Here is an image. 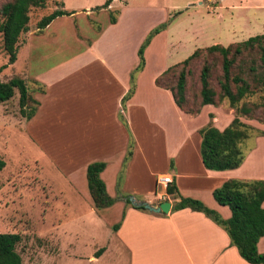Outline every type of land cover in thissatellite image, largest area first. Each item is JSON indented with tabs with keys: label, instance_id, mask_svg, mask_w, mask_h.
<instances>
[{
	"label": "rangeland",
	"instance_id": "rangeland-1",
	"mask_svg": "<svg viewBox=\"0 0 264 264\" xmlns=\"http://www.w3.org/2000/svg\"><path fill=\"white\" fill-rule=\"evenodd\" d=\"M10 1L0 0V6ZM62 2L67 10L76 12L64 19L65 23L55 27L67 31L65 37L73 46L71 51L58 52L65 57L67 53L82 50L84 45H80V42L88 43L108 19L111 20V10L100 8L106 0H49L45 8L31 11L29 26L37 30V23ZM114 6L112 11L116 17L120 15L118 11L127 9L124 26L132 28L125 36L124 57L127 62H133L140 41L143 44L154 29L167 24V33L153 38L158 37L145 57L148 68L142 81L144 95L146 90H150V80L154 75L162 74L169 67L185 61L197 49L217 44L229 46L264 34V0H116ZM2 21L0 17V24ZM75 38L78 39L76 45ZM21 41L20 37L19 53ZM3 42V34L0 32V79L6 82L21 73L23 54L15 67L9 65V56ZM55 60L51 59L49 63ZM206 62L214 65L212 85L219 92L221 60L219 57L203 55L201 61H195L190 66L193 75L187 92L189 110L200 107V71ZM90 77L91 74L82 73L69 83L59 85L56 104L48 105L44 110L38 122L42 126L31 130L37 136L40 146L37 140L27 134L26 119L20 112L19 93L11 101L0 104V158L6 162V167L0 173V233L21 236L17 252L24 264H129V254L117 240L113 227L110 229L112 233L106 229L105 210L100 220L96 219L81 196L82 204L73 200V187H67L66 181L59 183L61 178L56 176L55 169L47 166L50 150L48 144L59 139L67 144L66 152L76 159L82 158V163L107 150L105 140L101 138L103 129L99 126L104 120L95 102L96 96L104 90L103 81L95 83L90 81ZM171 80V84L176 82L175 77ZM36 86L34 95L42 92V88ZM28 87L31 89L30 85ZM262 95L259 92L247 100L260 102ZM149 102L161 108L150 111L148 117L137 110L131 111L130 115L138 137V162L142 160V164L137 163L131 173V187L140 179L148 186L150 175L162 174L167 159L173 153L195 155L189 138L191 140L196 135L194 138L201 139L199 131L202 128L213 123L218 129L224 130L236 117V111L228 101L205 107L198 115L178 112L170 106L169 99L159 95L150 98ZM212 112L218 118L216 123L210 117ZM150 117L162 123L163 128L157 127ZM242 120L253 126L254 130L242 145L245 165L235 175L243 180H264V136L259 133L264 131V123L247 117ZM114 156L110 158L112 164L108 179L119 171V153ZM79 172L81 177L82 170ZM72 176L73 173L69 177L74 181V187L83 191L78 175L74 178ZM60 186L69 193V206L63 205L60 194L63 190ZM118 187L119 197L124 201L128 196H133L136 202L145 201L141 196L122 195L121 181ZM156 187L157 193L164 189ZM88 196L90 198L89 192ZM118 211L121 212V209L117 206L109 210L106 216L110 222L115 221L114 225L120 223L123 217L121 215L119 220L116 219ZM143 212L151 213L147 210ZM100 249L104 251L96 258Z\"/></svg>",
	"mask_w": 264,
	"mask_h": 264
},
{
	"label": "crops",
	"instance_id": "crops-1",
	"mask_svg": "<svg viewBox=\"0 0 264 264\" xmlns=\"http://www.w3.org/2000/svg\"><path fill=\"white\" fill-rule=\"evenodd\" d=\"M115 3L116 0H113L110 5L111 9L105 10H114ZM126 11L125 8L121 12L118 11L120 15L116 17L115 24H112L111 20L108 19L104 27L98 30L88 43L80 42V45H84L82 50L73 54L67 53L65 57L59 55L58 52L71 51L73 46L65 37L67 31L55 27L60 23H65L64 19L71 16L57 18L41 32L30 27L29 31L22 33L21 50L13 66L15 67L18 63L22 53V68L18 76H21L27 85H30L31 89L29 90L33 98L40 102L36 115L31 120H26L27 134L29 133L30 138L33 140H37L40 146L37 136L31 130L42 126L38 122L44 110L48 105L54 106L56 104L59 85L69 83L75 76L82 73L91 74L89 79L92 82L97 83L98 80H102L104 90L96 96L95 102L99 113L103 116L104 121L99 126L103 129L101 138L105 140L107 150L82 163V158L76 159L75 156H70V153L66 152L67 144L65 141L59 139L53 144H48L50 150L48 149L47 162L49 163L47 166L55 169L56 176L59 175L61 178L59 183L66 181L67 187H73L74 190L71 189L73 196L75 195L73 200L82 204L81 196L83 201L87 203L89 212H92L96 219L100 220L102 211L105 210V226L108 230L114 226L113 222H115H110L106 217L108 211L117 206L120 207L121 212L118 211L116 219L119 220L123 213H125V217L115 235L129 254V264H249L240 256L238 249L231 244L227 232L204 213L189 208L173 212V207L180 201V197L193 198L202 201L207 207L219 213L223 219H229L231 217L230 209L219 205L215 201L213 191L229 179H238L239 177L235 174L243 169L245 163L236 170L221 172L207 170L200 155L202 138H194L196 135H193L191 140L189 138V143L195 155L192 153L187 155L173 153L167 159L162 174L159 175L168 174L173 177L179 190L177 197L168 195L167 188L157 193L156 186H158L157 178L159 176H155V174L150 175L148 186H145L146 183L142 179L136 184L132 183L133 187L130 186L131 173L135 165L137 163L142 164V160L138 162L137 158L138 137L130 118L131 111L137 110L136 112L145 117L150 115V111L161 107L150 103L149 99L159 95L169 99L172 108L183 114L185 113L176 105L170 91L157 87L155 82L161 74L152 77L150 90H146V94H143L142 81L147 72V62L145 69L137 76L135 93L123 106L124 99L131 89V75L140 62L138 49L142 44L141 41L137 44L135 49L137 55H135L133 62H127L124 57L125 36L132 28L129 25L124 26ZM167 31L168 29L159 35L166 34ZM82 37L85 39L84 36ZM157 38L147 48L145 57L151 51ZM87 39L89 40L88 36ZM75 40L74 44L76 45L78 39L75 38ZM51 59L56 60L49 63ZM36 85L39 89L42 87L44 93L34 95ZM211 106L207 105L205 107ZM214 113L212 112V115H216ZM121 115L124 117L127 126L122 122ZM150 118L157 127L163 128L162 123L153 120L152 117ZM214 121L215 123L218 121L216 116H214ZM131 139L135 142L134 154L124 167ZM111 152L119 153L117 163V170L119 171H116L108 179L112 164L110 158L116 155L111 154ZM95 162H105L107 164L101 177L112 197H119L118 184L121 181L120 191L122 195L144 197L145 201L147 200L146 202L153 206L169 201L172 204L171 212L168 214L145 213L135 209L132 205H127L122 198L114 206L101 210V214H99V211L94 207L91 195L90 198L88 196L87 169L90 164ZM39 164L41 165V163ZM79 170H82L81 177ZM72 173V178L78 175L83 191H78L74 187V181L69 177ZM61 190H63L62 187ZM60 194L63 205L69 206L70 200L67 189L61 191ZM148 194L150 196L147 197ZM160 195L163 197H160ZM110 232L113 231L110 230ZM108 249L109 246L105 250L106 253ZM258 249L259 252L264 253V238L259 242Z\"/></svg>",
	"mask_w": 264,
	"mask_h": 264
},
{
	"label": "trees",
	"instance_id": "trees-1",
	"mask_svg": "<svg viewBox=\"0 0 264 264\" xmlns=\"http://www.w3.org/2000/svg\"><path fill=\"white\" fill-rule=\"evenodd\" d=\"M49 0H12L0 6V32L3 34L4 50L9 56V65L16 63L19 53V39L22 33L29 31L30 14L33 9H43ZM113 0H106L100 8L109 9ZM59 5L61 7H59ZM99 9V8H98ZM76 12L65 8V3L37 23L40 32L46 29L57 18L72 16ZM115 12L111 11V23H116ZM167 24L154 29L141 45L138 56V67L131 75V89L124 99L129 100L136 90L137 76L145 69V51L153 38L166 30ZM219 57L221 60L222 74L219 77V92L212 85L214 65L204 63L200 71L201 104L196 110L188 107V85L193 71L190 68L193 62L201 61L202 56ZM6 66L2 67L3 69ZM180 69V70H178ZM175 77V83L171 78ZM157 87L171 92L176 105L185 114L198 115L207 105L217 106L228 101L230 107L235 109L236 117L224 130L218 129L213 123L199 131L202 141L200 155L207 170L230 171L239 169L245 163V153L242 145L251 136L253 126L243 122V117L258 120L264 123V34L250 39L232 43L229 46L213 45L205 49H197L185 61L169 67L156 79ZM42 88V87H41ZM44 93V90H41ZM262 93L260 102H251L247 99ZM19 93V106L21 115L26 120H31L37 113L40 102L33 98L26 81L15 76L9 81L0 79V104L11 101ZM261 111V115L259 114ZM210 117L214 119L211 114ZM122 122L127 126L124 117ZM264 136V131L259 132ZM135 142L131 139L124 167L132 159ZM6 167L4 159L0 158V173ZM105 162H95L88 166L87 180L89 192L94 207L101 211L114 206L121 197H112L108 191L101 174L105 171ZM178 186L172 183L167 187L170 196L177 197ZM215 201L228 207L231 217L223 219L219 213L207 207L202 201L193 198L180 197V201L173 207V212L182 209H191L204 213L208 218L222 227L231 239L240 256L249 264H264V253L259 252L258 244L264 238V180L229 179L221 187L213 191ZM126 204L133 206L130 197H126ZM137 210L146 211L144 207L133 206ZM123 214L120 223L113 226L117 232L124 220ZM22 238L19 234L0 233V264H24L17 246ZM100 249L96 258L102 255Z\"/></svg>",
	"mask_w": 264,
	"mask_h": 264
},
{
	"label": "water",
	"instance_id": "water-1",
	"mask_svg": "<svg viewBox=\"0 0 264 264\" xmlns=\"http://www.w3.org/2000/svg\"><path fill=\"white\" fill-rule=\"evenodd\" d=\"M133 206L144 207L147 211L154 214H168L171 212L172 204L169 201L163 202L158 206H153L149 202H136L133 197L130 198Z\"/></svg>",
	"mask_w": 264,
	"mask_h": 264
},
{
	"label": "built area",
	"instance_id": "built-area-1",
	"mask_svg": "<svg viewBox=\"0 0 264 264\" xmlns=\"http://www.w3.org/2000/svg\"><path fill=\"white\" fill-rule=\"evenodd\" d=\"M173 182H174L173 177L171 175H168V174L159 176L157 178V185L159 187L167 188ZM160 197H163V196L160 195Z\"/></svg>",
	"mask_w": 264,
	"mask_h": 264
}]
</instances>
